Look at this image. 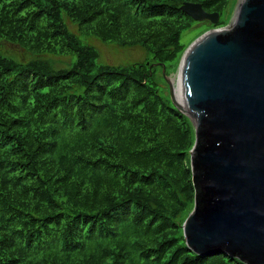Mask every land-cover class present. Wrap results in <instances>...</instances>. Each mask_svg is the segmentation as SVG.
<instances>
[{
	"label": "trees",
	"instance_id": "1",
	"mask_svg": "<svg viewBox=\"0 0 264 264\" xmlns=\"http://www.w3.org/2000/svg\"><path fill=\"white\" fill-rule=\"evenodd\" d=\"M183 2L221 16L230 0H0V43L37 57L0 51V264H249L184 237L207 195L194 125L157 77L179 65L183 33L211 22ZM91 39L146 57L101 62Z\"/></svg>",
	"mask_w": 264,
	"mask_h": 264
},
{
	"label": "water",
	"instance_id": "2",
	"mask_svg": "<svg viewBox=\"0 0 264 264\" xmlns=\"http://www.w3.org/2000/svg\"><path fill=\"white\" fill-rule=\"evenodd\" d=\"M183 3L195 21L220 19L201 3ZM234 14L183 53L182 101L167 79L195 127L191 167L207 195L183 230L196 254L231 252L264 264V0H238Z\"/></svg>",
	"mask_w": 264,
	"mask_h": 264
},
{
	"label": "rangeland",
	"instance_id": "3",
	"mask_svg": "<svg viewBox=\"0 0 264 264\" xmlns=\"http://www.w3.org/2000/svg\"><path fill=\"white\" fill-rule=\"evenodd\" d=\"M238 0H230V3L228 7L226 8L225 12L220 16V20L222 21L220 26H225V24H229L231 21L235 7ZM218 22L216 23V27L218 26ZM214 24H209L207 22H198L195 23L190 29H187L182 35L181 42L186 47V49L192 45L193 42H196V39L200 37L203 33H205L207 30L215 28L213 27ZM70 28L74 30L75 32H78V27L76 25L70 24ZM90 43L92 46L96 47L98 51L100 52V60L101 62H106L109 64L114 65H120L119 67H130L127 66L129 64H132L134 62H139L144 60L146 57V50L143 49L140 46H132V47H121L118 46L116 43H105L98 39H91ZM188 48V49H189ZM0 51L7 54L8 56L13 57L14 59L18 61H27L31 58H37L32 57L27 51H24L20 46L9 44L6 42L0 43ZM187 51V50H186ZM185 51V52H186ZM41 59H45L53 64L56 68H68L69 67V59L62 58V57H54V56H42L39 57ZM181 66L180 63L177 66L176 69L171 70L170 68L168 71L170 72L169 75H165L164 70L159 71V75L157 77L158 83L160 84V88L162 89V92L166 96H170V86L168 84V80L174 85L176 88L177 84L179 85V77L181 74L180 70ZM168 79V80H167ZM176 96V95H175ZM177 98V97H176ZM195 129V127H194ZM196 134V133H195Z\"/></svg>",
	"mask_w": 264,
	"mask_h": 264
},
{
	"label": "bare ground",
	"instance_id": "4",
	"mask_svg": "<svg viewBox=\"0 0 264 264\" xmlns=\"http://www.w3.org/2000/svg\"><path fill=\"white\" fill-rule=\"evenodd\" d=\"M182 71H181V74H180V77H179V79H178V81H179V85L177 84V86H176V88L174 87V92H175V97H177V99L178 100H180V101H182V98H183V96H182ZM174 86V85H173Z\"/></svg>",
	"mask_w": 264,
	"mask_h": 264
},
{
	"label": "clouds",
	"instance_id": "5",
	"mask_svg": "<svg viewBox=\"0 0 264 264\" xmlns=\"http://www.w3.org/2000/svg\"><path fill=\"white\" fill-rule=\"evenodd\" d=\"M226 25V24H225Z\"/></svg>",
	"mask_w": 264,
	"mask_h": 264
}]
</instances>
